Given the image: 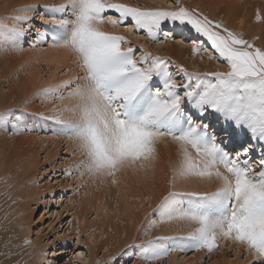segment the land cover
Here are the masks:
<instances>
[{
  "label": "snow or ice",
  "instance_id": "1",
  "mask_svg": "<svg viewBox=\"0 0 264 264\" xmlns=\"http://www.w3.org/2000/svg\"><path fill=\"white\" fill-rule=\"evenodd\" d=\"M40 9V29H33V15L0 18L14 21L0 24V54L23 52L24 43L70 53L77 75L33 94L70 103L54 107L50 115L20 105L5 107L0 109V131L20 135L30 130L27 118L47 121L55 135L75 142L81 177L110 178L129 170L147 177L162 158L161 146H175L165 190L141 222L140 231L149 238L125 245L105 264H119L134 254L145 264H156L175 251L210 256L221 242L244 248L252 256L248 264H264V44L257 46L258 37L247 39L224 20L182 0L159 7L61 0L16 10ZM255 19L264 23V13L258 11ZM105 23L143 32L152 43L190 46L193 54L206 53L227 70L189 71L144 44L132 45L125 36L105 31ZM31 102L29 97L22 104ZM190 180L199 187H179ZM172 222L186 225L187 232L150 235V229ZM30 247L27 237L16 244L5 241L0 264H27ZM39 255V264H60L58 251Z\"/></svg>",
  "mask_w": 264,
  "mask_h": 264
},
{
  "label": "rangeland",
  "instance_id": "2",
  "mask_svg": "<svg viewBox=\"0 0 264 264\" xmlns=\"http://www.w3.org/2000/svg\"><path fill=\"white\" fill-rule=\"evenodd\" d=\"M41 1L0 0V18L23 15L16 9ZM56 1L51 0L52 3ZM118 2L148 7L174 5V0ZM182 2L190 7L198 6L210 17L224 20L230 28L243 32L247 39L258 37L257 46L261 45V39L264 38V23L258 22L255 17L258 11L264 13V0H182ZM42 12L43 9H40L35 13V19L31 22L33 29L41 28L38 16ZM12 23L14 21L10 19H0V24ZM103 29L125 36L132 45L144 44L154 55L169 56L177 63L183 64L189 71L227 70V65L223 62L208 60L206 53L193 54L190 46L176 45L172 42L152 43L144 39L143 32H127L123 25L107 24L103 25ZM40 46L42 49L48 47L43 44L30 47L28 43H24L23 52L0 54V109L20 105L28 112L50 115L54 107L59 109L70 103L67 99L58 100L54 96L44 98L33 95L44 82L40 79V69L35 68L38 64L29 57ZM72 62L68 58L62 65L61 62L58 63V68L53 71L52 84L77 75L79 69L75 68ZM45 69L47 70V67L44 62L41 71L43 78L48 81L52 78L50 72H45ZM29 97L32 98V102L22 104ZM27 120L30 130L20 135L0 131L2 132L0 186L6 183L10 185L8 190L14 193V202L16 206L19 205L18 209L26 217L22 224L25 232L22 230L24 234L21 232L19 240L21 242L27 237L32 241V247L26 248L27 252L35 246L33 248L35 252H41V248L42 251L49 250L51 255L54 251L51 242L55 241L60 247L58 249L61 254L60 264H80V261H85L84 264L97 262L105 264L125 245L134 241L139 243L149 238L140 231L141 222L146 214L152 211L165 190L166 182L171 175L168 161L175 159V146H161L164 148H160L162 158L154 169L148 171L147 177L143 171L136 174L131 170L110 178L88 175L81 177L75 167L81 159L75 142L67 136L55 135L54 129L50 130L47 121L40 120L38 116H32ZM170 149L174 151V155ZM66 170L72 175H67ZM113 179L117 183L113 184ZM190 181L199 187L195 180ZM190 181L179 187H182V190H195L197 187H187L191 184ZM153 219L157 217L154 216ZM187 230L186 225L178 222L162 223L150 229V235L173 236ZM77 237L79 243H73ZM60 241L66 243L61 246ZM139 251L136 249L135 253L138 254ZM80 253L83 255H79ZM24 259L29 261L30 258L25 256ZM201 259L204 264H248L252 256L242 247L237 248L231 243L221 242L220 250L210 256H207L205 251L187 254L175 251L156 264H192L193 261ZM119 264H145V261L134 254L132 258L123 257Z\"/></svg>",
  "mask_w": 264,
  "mask_h": 264
},
{
  "label": "bare ground",
  "instance_id": "3",
  "mask_svg": "<svg viewBox=\"0 0 264 264\" xmlns=\"http://www.w3.org/2000/svg\"><path fill=\"white\" fill-rule=\"evenodd\" d=\"M37 1H40V0H37ZM60 2H61V0H57L55 3H60ZM36 4H38V5L52 4V2H51V0H47V1L46 0H42L41 2L35 3L33 5H36ZM21 13H23V12H21ZM25 14L35 16V13H23V15H25ZM40 16H38V17L40 18ZM1 21H3V20H1ZM4 22L5 21H3V23ZM7 23H9V22H7ZM104 25H107V24H104ZM35 26H37V24H35ZM105 27H107V26H105ZM110 32H112V31H110ZM262 44H264V38L261 39V45ZM178 47H180V46H178ZM68 56H70V53H67L65 50H62V49H51V48H48V47L42 49V46H40L33 53H31L29 58L33 59L35 61V63L38 64L37 66H35V68H39L40 69V71H39L40 79L44 82V84L40 87V89L45 87V86H47V85L52 84L51 82L54 79L53 78V71L58 68V63L59 62H61V65H62V62H65V60H67L68 58L71 60V62L73 61L72 57H68ZM44 62H45L46 67H47V70L45 69V72H47V73L50 72V76L52 78V79H50L48 81L43 78L44 75L42 74V71H41L42 63H44ZM65 78H68V77H65ZM0 133H2V132H0ZM162 146L164 147V145H162ZM163 147L161 149H164ZM166 147H167V145H166ZM171 151H173V150H171ZM171 153H173V155H174V151L171 152ZM2 182H3V180H2ZM190 183L191 184H189V186H187L188 188L197 187V185L194 186V184H192L194 182L190 181ZM183 185H184V183H183ZM9 188H10V185L7 184V183L2 185V186H0V251H3V245H4L5 241H8L9 239H11L13 244L20 243L19 235H21L22 230H23V232H25V230H24L25 227L21 228V226H22V224H24V220L26 219V217H24V215L18 209L19 205L16 206V203L14 202L15 201L14 200L15 197L13 195L14 193L12 192V190L9 191L8 190ZM26 216H29V215H26ZM91 228H93V227H91ZM23 232H22V234H24ZM92 234H94V233H92ZM58 246L59 245L55 243V245L53 246V244H52L51 247L54 249V251H58V249L60 248ZM33 248L30 250V252L32 253L31 258L29 259V261L26 260L27 264H39V260H40V255L39 254H40V252L39 251L35 252V249H33ZM40 250L42 251L41 248H40ZM84 263H85V261H80V264H84Z\"/></svg>",
  "mask_w": 264,
  "mask_h": 264
}]
</instances>
